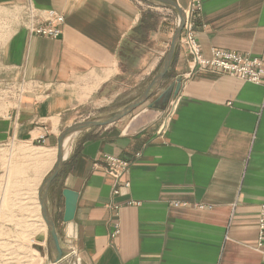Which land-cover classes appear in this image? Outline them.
I'll list each match as a JSON object with an SVG mask.
<instances>
[{"label":"crops","instance_id":"0c3cea01","mask_svg":"<svg viewBox=\"0 0 264 264\" xmlns=\"http://www.w3.org/2000/svg\"><path fill=\"white\" fill-rule=\"evenodd\" d=\"M174 1L186 11L193 0ZM0 5L16 10L23 22L1 49L0 60L17 73L21 93L0 119V138L53 150L38 155L49 169L64 128L111 116L140 96L178 24L172 8L148 0H0ZM29 7L40 20L63 15L61 35L30 34ZM194 22L205 56L213 48L264 52V0H201ZM44 127L46 138L39 143ZM105 154L129 163L117 182L104 170ZM66 189L77 195L68 224ZM262 205L264 87L193 68L181 40L145 103L112 124L70 137L47 193L60 244L72 251L63 264H264L255 249ZM67 231L73 238L65 243ZM48 252L52 264L49 246Z\"/></svg>","mask_w":264,"mask_h":264},{"label":"rangeland","instance_id":"374dc122","mask_svg":"<svg viewBox=\"0 0 264 264\" xmlns=\"http://www.w3.org/2000/svg\"><path fill=\"white\" fill-rule=\"evenodd\" d=\"M21 23L16 10L0 5V57L4 42ZM29 23L27 19L25 26ZM20 93L17 73L0 60V119L17 104ZM38 146L0 138V264H51L35 191L49 171L38 155L53 150Z\"/></svg>","mask_w":264,"mask_h":264},{"label":"built area","instance_id":"2783aa9c","mask_svg":"<svg viewBox=\"0 0 264 264\" xmlns=\"http://www.w3.org/2000/svg\"><path fill=\"white\" fill-rule=\"evenodd\" d=\"M200 4L201 0H193L185 11V21L180 38L193 68L220 71L264 87V52L261 56H253L248 53L241 54L213 48L209 56L202 53L196 38L194 22V15L199 10ZM27 17L30 23L26 28L30 34L49 38H57L61 35L64 23L63 15L53 13L48 19L40 20L35 16L33 8L29 7ZM43 130L37 137L40 143L44 142L47 134L45 127ZM101 160L106 174L116 182L128 172L129 163L120 158L105 154L102 155ZM123 185L128 188L129 182L125 181ZM113 192L117 193L118 190L114 189ZM128 204H134V202L130 201ZM257 227L258 237L255 249L264 257V205L260 208ZM117 232L116 229L115 233Z\"/></svg>","mask_w":264,"mask_h":264},{"label":"water","instance_id":"95a60500","mask_svg":"<svg viewBox=\"0 0 264 264\" xmlns=\"http://www.w3.org/2000/svg\"><path fill=\"white\" fill-rule=\"evenodd\" d=\"M148 1H152L155 3L170 7L178 15L177 27L174 31L168 51L158 71L156 72L154 77L151 79V81L149 82L145 90L140 94L138 98H136L134 101H132L128 105L118 110L113 115L104 117V118H99V119H88V120L78 121L64 128L60 132L57 138L56 160L52 168L49 170V172L46 174L43 181L39 185L38 201L40 205V214L47 228L48 246L52 254V264H63V261L66 260V258L71 255L70 250L64 249L61 246L54 220L52 216L50 215L48 207H47V193H48L49 186L51 182L55 179L57 174L59 173L64 163V160H65L64 141L66 140V138L71 137L73 134L83 129H87L91 127H98V126H106V125L112 124L120 120L121 118L127 116L135 109H137L139 106L145 103L150 98V96L153 94V92L159 87V85L163 81L168 69L170 68L173 62L174 54H175L176 48L181 38L182 27L185 21V12L174 0H148ZM180 83H181V78L178 77L176 79V85L173 91V94L175 96L177 95L180 89ZM166 94L167 93H164L163 95H161L160 98L161 99L166 98L165 97ZM63 195L65 197V209H64L63 221L68 224L69 222L72 221L73 216H74L77 195L76 193L70 190H67V189L63 191ZM72 238H73V234L70 233V231H67L66 237L63 241L66 243V242L71 241Z\"/></svg>","mask_w":264,"mask_h":264},{"label":"bare ground","instance_id":"6f19581e","mask_svg":"<svg viewBox=\"0 0 264 264\" xmlns=\"http://www.w3.org/2000/svg\"><path fill=\"white\" fill-rule=\"evenodd\" d=\"M185 12V11H184ZM69 141H70V137L69 138H66V140L64 141V156L67 155V149H68V146H69ZM57 151V150H56ZM56 160V159H55ZM55 162V161H54ZM54 164V163H53ZM53 166V165H52ZM52 168V167H51ZM50 168V169H51ZM49 169V170H50ZM49 172V171H48ZM37 201H38V189H37ZM38 204H39V201H38ZM39 209H40V205H39ZM41 216V214H40ZM42 218V217H41ZM43 220V219H42ZM44 222V221H43ZM45 224V223H44ZM46 226V225H45ZM46 231H47V228H46ZM74 263V262H73Z\"/></svg>","mask_w":264,"mask_h":264}]
</instances>
